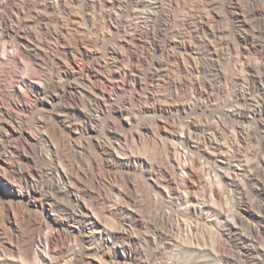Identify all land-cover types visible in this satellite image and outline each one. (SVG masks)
<instances>
[{
    "label": "bare ground",
    "instance_id": "obj_1",
    "mask_svg": "<svg viewBox=\"0 0 264 264\" xmlns=\"http://www.w3.org/2000/svg\"><path fill=\"white\" fill-rule=\"evenodd\" d=\"M12 1H0V40L6 39L9 48L30 61L38 70L55 69L56 81H52L51 75L46 73L32 82L28 79V82L22 81V89H11V85L16 83L13 74L6 71L0 76V264H59L62 254L67 258L66 264H156L147 257L144 245L148 241L140 231L147 225L154 228L158 237L170 239V245L194 254L196 258H191L190 264H206L199 259L204 258L202 255L205 251L199 246L196 232L199 223L211 225L213 222L219 231L218 248L224 246L223 242H230L237 248L231 259L220 251L217 254L209 252L214 264H264V251L256 248L251 236L240 232L236 226L237 221L241 223L246 218H253L256 213L240 206L230 212L215 211L212 207L197 208V199L190 193L182 195L183 184L179 183L188 181L186 176L194 178V181L200 174L185 172L190 167L186 164L188 160L186 163L182 162V155L180 156L174 142L187 149H197L198 144L197 141L193 142V137L203 132L202 127L192 122L187 124L185 132L178 134L174 120L168 117L165 121L158 120L160 114L165 113L161 104L153 101L150 105L138 106V110L132 108L134 97H127L126 94L139 82L133 75L136 72L135 63L148 67V54L146 57L139 56L137 51L129 50L128 47V53L125 54L119 50V46H105L101 58V55L91 49L99 39L92 40V37L63 29L58 26L57 19L48 14L67 11L66 0H28L33 13L31 21L14 9ZM109 1L118 3L120 0ZM153 5L154 11L144 17L146 22L150 20L146 31L149 36L148 47L163 52L157 39L162 36V28L166 27L170 15L163 7L162 0H154ZM229 9L230 15L238 22L242 38L254 44L243 33L247 23L243 16L252 17L257 22L256 25L254 23L256 28L263 29L264 0H230ZM68 21L75 23L72 16ZM111 26L110 24L107 28ZM107 34H102L104 39H101L105 45L110 41L106 40ZM168 39L164 35L166 42ZM50 40L61 44L63 50L53 49L52 54L42 52L40 47L43 43L53 44L48 42ZM132 42L131 38L130 43ZM144 45L146 47L145 43ZM145 47H141L143 51H146ZM257 54L261 60L264 59V42ZM77 60L84 61L87 65L73 66V62ZM155 65L157 73L163 79L173 81L161 60ZM252 71L258 75L259 81H264V74L256 66H253ZM156 75H152L153 78ZM143 76L152 77L146 70L143 71ZM155 81L153 80L154 83ZM106 87L114 93V97H99ZM154 97V94L146 93L145 99L154 100ZM80 103H86L94 110H89V113L80 111ZM179 107L178 110L184 109ZM259 112L264 113V108ZM140 115L147 116L152 122H142ZM237 117L245 116L239 112ZM97 122H103L104 125L97 128ZM132 128L136 131L133 132ZM206 138L204 140L211 147L214 143ZM133 139H148L153 147H163L166 158L158 166L160 178H156V164L144 158L146 154L140 157L127 152V144ZM95 151L98 153H94ZM90 154L92 156H88ZM243 171L234 166L230 175L222 174L220 179L232 191L245 195V183L237 180V177L246 173L244 176L247 183H253L260 190L257 179L262 175L257 172L260 177L256 179L255 174ZM188 183L186 190L194 187L193 182ZM113 192L117 196L113 210L119 216L118 223L125 228L107 227L103 213L96 208L98 204L112 202ZM212 192L217 201L223 199L219 190ZM261 192L264 194L262 187ZM153 194L168 201L172 200L171 197L179 201L184 199L182 210L191 214L194 219L193 223H183V233L187 237L185 244L171 238L173 210H165L152 202ZM151 204L155 208L156 218L147 222L143 211ZM246 228L250 235L261 230L252 225H246ZM67 235L76 238L74 243L59 244L61 239L66 240ZM85 256L91 257L87 263L84 261ZM175 264L181 263L176 261Z\"/></svg>",
    "mask_w": 264,
    "mask_h": 264
},
{
    "label": "rangeland",
    "instance_id": "obj_2",
    "mask_svg": "<svg viewBox=\"0 0 264 264\" xmlns=\"http://www.w3.org/2000/svg\"><path fill=\"white\" fill-rule=\"evenodd\" d=\"M200 1L201 0H162L163 7L169 11L170 15L166 27L162 28V36L157 39L163 52L148 47L149 36L146 34V31L149 29L150 20L146 22L144 17L154 11V0H120L118 3H112L109 0H66L67 11L48 12V14L57 19L58 26L63 29H70L76 31L79 35L83 34L89 38L92 37V40L99 39L100 41L98 40L91 49L96 51L99 56L101 55V58L105 46L121 47L119 50L121 52L123 51L125 54L128 53L127 47L129 50L133 49L135 52L137 51L136 54L138 53L139 56L142 55L146 57L148 54V67L141 63H135L136 72L133 75L139 82H137L126 94L127 97H134L131 103L132 108L138 110V106L150 105V103L154 101L161 104L165 112L164 114H160L158 120L165 121L167 117L174 120L178 134L185 132L187 130V124L192 122L199 124L203 129V132L193 137V142L197 141V149H187L182 144L174 142L179 150L180 156L182 155V162L186 163L188 160L190 163H186L190 167L185 172L193 171L194 173L198 172V174H200V177L195 178L194 181V178L191 179L186 176V180L188 181L179 183L180 185L183 184V190L181 189L182 195L190 193L189 195L197 199V208L212 207L215 211L229 210L228 212H230L232 209L235 210L236 207L240 206L242 209L250 210L254 214L256 213V216L253 218H246L241 223L237 221L236 226L240 232L243 231L242 233L247 234L249 237L251 236L250 238L256 248L264 251V194L261 192V187L264 189V158H261L264 157V113L259 112L264 108V81H259L257 79L258 75L252 71L253 66H256L258 71L264 74V59L262 58L261 60L257 54L260 45L264 42V28H256L255 25L257 22L252 19V17L248 15L243 16L247 22L243 33L255 42V45L251 44L250 41H245V39L242 38L238 22L230 15V0ZM12 2L14 9L20 11L23 18L28 21L32 20V7L28 3V0H13ZM224 4H226L227 7L224 6ZM115 6H118V8ZM71 16L74 18L75 23L68 21ZM176 19H178V21ZM110 24L112 26L107 28ZM102 34H107L108 37L106 40H110L107 41L106 45L102 43L104 39L102 38ZM164 35H166L167 39L169 38L167 42L164 40ZM131 38L133 39L132 43H130ZM48 42L53 44L45 45L43 43L40 47L42 52L46 51L47 54H52L53 49L56 51L63 50L61 44L53 40ZM142 46L145 47L146 51L142 50ZM167 55H169V57ZM20 57L21 56H19L14 49L7 46L6 39L0 40V76L6 71L13 74L16 83L11 85V89H22V81L28 82L29 80L32 82L34 79L46 73L48 76L51 75L52 81H56L55 69L45 68L38 70L30 61ZM160 60L169 70L173 81H167L159 75L160 73H157L155 64ZM81 65L86 66L87 64L80 60L73 62V66L75 67ZM144 70L151 76L158 75L154 78L153 76L145 78L143 76ZM159 79L161 80L159 81ZM153 80L157 82L155 81L154 83ZM105 92L100 93V96H98L108 97L111 95V97H114V93L110 91L108 87H106ZM146 93L154 94V100H146ZM178 106L184 109L178 110ZM78 109L85 113H89V110L90 112L94 110L93 107H88L86 103L78 104ZM239 112L243 113L245 117H237ZM139 117L144 123L150 124L152 122L147 116L140 115ZM103 125V122H97L95 124L97 128H101ZM217 125L219 127H217ZM132 131L135 132L136 129L132 128ZM118 133L123 135L122 132ZM204 138L211 140V143L214 144L210 147ZM133 141H129L127 144V152L133 156L140 157H144L146 154L147 157L145 156L144 158L156 164V178H160L158 175V172H160L158 166H160V164L162 165V162H164L166 158L163 147L162 149L161 147H153L148 139H144L143 141L133 139ZM168 142L171 143V141ZM96 152L97 151L94 153ZM151 154L155 155L153 156ZM88 156H92V154ZM157 159L159 161H157ZM192 161L194 163H192ZM85 163H88V161H85ZM234 166L242 168L244 170L243 172L255 174L256 179L262 175L263 177L261 176L259 178L260 181L257 179L260 184V190H258L253 183H247L246 177L244 176L246 173H244L243 176L237 177V180L241 181L243 184L245 183L243 186L244 190H247L245 195H241L237 191H232L230 187L225 185L220 179V175H230L231 172H233ZM230 177L233 178L232 175ZM190 181L194 183V187L186 190L188 187L187 185H189L188 182ZM215 189L221 192V196L223 197L221 201L215 199L212 192ZM112 196V202L98 204L96 208L103 213L107 227L113 229L125 228L124 225L118 223L119 216L115 214L113 210V203L116 201L115 198L117 197L116 193L113 192ZM152 197V202L157 203L165 210H173V230L171 238L183 243L187 239L185 233H183L184 225L193 223L194 221L191 214H187L182 210L184 208V205H182L184 199L181 198L179 201L171 197L172 200L169 199L171 201H168V199L156 196L155 194H153ZM143 214L147 222L156 218V211L152 204L149 205L145 212L143 211ZM210 216L211 215H209V217ZM176 222L177 224L179 222V224L177 225ZM246 225L260 227L259 229L261 230L251 233L250 235ZM181 226H183V228ZM178 227L179 229H177ZM140 231L145 236L146 241H148L144 245L148 254L147 257L156 264H175L176 261L184 264L196 258L192 253L170 245L172 243L170 239L166 240L158 237L155 234L154 228L150 225L140 229ZM196 235L200 248L205 251L202 255L204 258L199 257V259L205 261L206 264H214L213 258L211 257L210 259L208 255L209 252L217 254V252L220 251L221 254L228 258L230 257V259L233 258V255L237 252V248L230 242H223L224 246L222 245L218 248L217 245L220 238L215 222L211 223V225L199 223ZM257 235L259 237H257ZM75 239L74 236L67 235L66 240L61 239L62 241L60 240L59 244H73ZM164 242H166V244ZM185 242L183 244H185ZM226 248L230 250H226ZM90 259V256H85V263ZM66 261L67 258L65 254H62L59 264H66Z\"/></svg>",
    "mask_w": 264,
    "mask_h": 264
}]
</instances>
